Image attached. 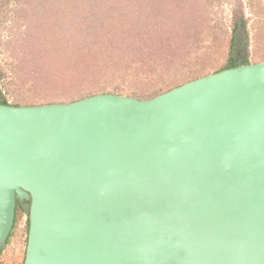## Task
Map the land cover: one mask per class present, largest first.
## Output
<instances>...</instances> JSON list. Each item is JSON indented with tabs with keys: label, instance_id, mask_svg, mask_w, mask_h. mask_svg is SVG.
Instances as JSON below:
<instances>
[{
	"label": "water",
	"instance_id": "1",
	"mask_svg": "<svg viewBox=\"0 0 264 264\" xmlns=\"http://www.w3.org/2000/svg\"><path fill=\"white\" fill-rule=\"evenodd\" d=\"M148 99L0 102V250L23 264H264V61Z\"/></svg>",
	"mask_w": 264,
	"mask_h": 264
},
{
	"label": "rangeland",
	"instance_id": "2",
	"mask_svg": "<svg viewBox=\"0 0 264 264\" xmlns=\"http://www.w3.org/2000/svg\"><path fill=\"white\" fill-rule=\"evenodd\" d=\"M238 52L264 61V0H0V102L148 99ZM26 245L11 236L0 264H23Z\"/></svg>",
	"mask_w": 264,
	"mask_h": 264
},
{
	"label": "built area",
	"instance_id": "3",
	"mask_svg": "<svg viewBox=\"0 0 264 264\" xmlns=\"http://www.w3.org/2000/svg\"><path fill=\"white\" fill-rule=\"evenodd\" d=\"M28 225H29V215L22 209V213L17 214L15 225L11 236H15L16 239L20 241H27L28 236ZM17 242V240H16Z\"/></svg>",
	"mask_w": 264,
	"mask_h": 264
},
{
	"label": "trees",
	"instance_id": "4",
	"mask_svg": "<svg viewBox=\"0 0 264 264\" xmlns=\"http://www.w3.org/2000/svg\"><path fill=\"white\" fill-rule=\"evenodd\" d=\"M235 37V36H234ZM232 62H231V64H229L227 67H225V68H228V67H232V66H235L236 65V62H235V58H232ZM243 63H249L248 62V60L247 59H244L243 60ZM225 68H223V69H225ZM1 102H4V103H8L6 100H1ZM10 237H11V235H10ZM10 237H9V239H10ZM9 239H8V241H9ZM2 250H0V252H1Z\"/></svg>",
	"mask_w": 264,
	"mask_h": 264
},
{
	"label": "flooded vegetation",
	"instance_id": "5",
	"mask_svg": "<svg viewBox=\"0 0 264 264\" xmlns=\"http://www.w3.org/2000/svg\"><path fill=\"white\" fill-rule=\"evenodd\" d=\"M19 208H20V204L18 203V205H17V211H18Z\"/></svg>",
	"mask_w": 264,
	"mask_h": 264
},
{
	"label": "clouds",
	"instance_id": "6",
	"mask_svg": "<svg viewBox=\"0 0 264 264\" xmlns=\"http://www.w3.org/2000/svg\"><path fill=\"white\" fill-rule=\"evenodd\" d=\"M21 207V206H20ZM22 208V207H21ZM16 217H17V215H16ZM16 221V220H15ZM15 225V224H14ZM14 228V227H13ZM28 228H29V225H28ZM13 231V230H12ZM12 234V233H11ZM8 243V242H7Z\"/></svg>",
	"mask_w": 264,
	"mask_h": 264
}]
</instances>
